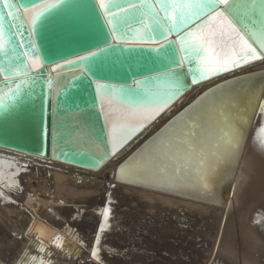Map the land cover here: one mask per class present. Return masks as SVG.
I'll list each match as a JSON object with an SVG mask.
<instances>
[{"label": "bare ground", "instance_id": "6f19581e", "mask_svg": "<svg viewBox=\"0 0 264 264\" xmlns=\"http://www.w3.org/2000/svg\"><path fill=\"white\" fill-rule=\"evenodd\" d=\"M263 75L264 58L240 59L229 73L139 121L140 130L99 170L0 149V264H261L264 92L255 114L249 94ZM99 99L112 150L109 129L120 119V104ZM217 100L248 122L244 142L227 117L213 116ZM196 113L204 117L202 138L179 159L158 162L168 179H157L158 168L138 157L163 130ZM225 135L235 141L231 146ZM143 145L117 179L118 167ZM198 186L212 197L203 199ZM201 238L207 249L197 248Z\"/></svg>", "mask_w": 264, "mask_h": 264}, {"label": "water", "instance_id": "95a60500", "mask_svg": "<svg viewBox=\"0 0 264 264\" xmlns=\"http://www.w3.org/2000/svg\"><path fill=\"white\" fill-rule=\"evenodd\" d=\"M117 2L126 3V0ZM149 2L156 4L157 0ZM236 2L252 4V0ZM261 2L256 0L257 22ZM13 4L15 7L11 13L15 19L9 15L8 5ZM41 7L46 11L33 32L31 18ZM219 10L226 11L223 5L219 6ZM245 11L241 9V19L249 23V27H255L250 10L247 16L243 14ZM156 12L162 19L159 7ZM0 13L4 16L7 53L0 52V149L27 157L53 159L68 166L99 170L124 147L115 154L111 150L97 84L114 89V101L120 104L122 94L144 96L157 91L158 85L150 78L169 73V67L176 66L177 71L184 74L183 85L180 92L164 106L167 109L192 87L230 72L210 73L193 82L189 68L198 65L194 61L189 63L180 53V37L201 27L210 16L197 23L189 21L190 28L179 35L170 32L168 39L160 42L134 43L144 35L143 25L134 21L125 29V42L121 43L118 35L111 31V17H105L98 0H0ZM241 32L260 52L252 37L243 28ZM8 35L12 37L13 46H8ZM101 49L106 51L95 61H87L88 67L79 63L80 57ZM32 59H38L42 66L33 69L29 62ZM4 70L15 75L7 77ZM244 78L251 79L252 76ZM238 80L234 78L228 83ZM137 81H144L143 90L135 87ZM16 83L21 84L19 90L5 88V85ZM251 91L249 100H255L252 109L255 114L264 92V75ZM226 117L232 130L242 136L244 142L248 122H240L229 114ZM225 138L226 144L231 146L230 139L226 135ZM214 145L218 147L221 142ZM144 146L118 167L117 179L125 164L136 158ZM242 146L241 142V146L235 149L240 152ZM236 165L234 163L233 168ZM224 190L229 192L227 187ZM197 193L203 199L213 195L206 194L199 186ZM216 197L220 203L225 201L224 196ZM260 257L257 255V259ZM261 264H264V259Z\"/></svg>", "mask_w": 264, "mask_h": 264}, {"label": "snow or ice", "instance_id": "6c2138e0", "mask_svg": "<svg viewBox=\"0 0 264 264\" xmlns=\"http://www.w3.org/2000/svg\"><path fill=\"white\" fill-rule=\"evenodd\" d=\"M98 3L105 17H111L109 21L111 31L118 35L121 43L125 42V29L134 21L143 25L144 32V35L140 36L138 40L133 41L134 43L160 42L167 40L170 32L179 35L181 31L190 28L189 21L197 23L204 17L210 16V19L202 27L187 32L179 39L180 53L185 60L189 63L194 61L198 65L196 68H189L193 82H198L200 77H207L210 73L219 74L220 72L231 71L232 67L238 65L240 59L264 58L262 55L264 53V0L260 4L258 22L256 19V0H252L251 5L237 3L236 0H157L156 4L150 3L149 0H126V3H118L117 0H98ZM220 5H223L226 11L219 10ZM8 7L9 15L15 19L16 17L11 13V9L15 5H8ZM24 7L28 8L29 6L24 5ZM157 7L163 13L162 19L156 12ZM242 8L246 10L243 13L245 16L249 14L248 10H250L253 18L252 23L256 25L255 27H249V23L241 19ZM45 11L46 9L41 7L32 16L33 32ZM146 20L148 21L147 24L145 23ZM3 21L4 16L0 13V52L7 54ZM241 28L258 44L260 52L245 38ZM134 35L136 34L134 33ZM7 41L8 46H13L11 35L7 36ZM105 51V49L90 51L88 56L80 57L79 63L88 67L87 61H95ZM24 55L27 56V52ZM18 62L23 63L22 61ZM29 62L33 67L42 66L38 59H32ZM169 68L171 72L150 78L158 85L157 91L147 93L144 96L128 94L120 96V106H118L120 119L112 121L109 129L113 154L140 130L139 121L154 119L160 110L180 92L184 74L178 72L176 66ZM4 75L11 78L15 73L4 70ZM23 83L28 82L23 81ZM13 87L19 90L21 84L5 85V88L9 89ZM96 87L102 103H112L116 99L114 89L100 84H97ZM135 87L143 90L145 88L144 81H137ZM227 103L224 100L213 102L211 112L215 118L221 121L226 118ZM126 105H133V107H124ZM261 107L264 108V106ZM106 116L110 118L111 113H106ZM203 119L204 117L199 113L189 115L186 118L182 117L181 121L173 123L171 127L163 130L145 148L138 159L144 160L151 167L158 168L157 179H168L166 169L159 167L158 162L165 159H179L193 144L201 139L204 132ZM233 142L235 141H229V143ZM178 171L174 170L173 172L177 178ZM123 176L124 169L122 168V179ZM93 255L96 253L94 252Z\"/></svg>", "mask_w": 264, "mask_h": 264}, {"label": "rangeland", "instance_id": "374dc122", "mask_svg": "<svg viewBox=\"0 0 264 264\" xmlns=\"http://www.w3.org/2000/svg\"><path fill=\"white\" fill-rule=\"evenodd\" d=\"M38 206H42V203L41 204H38ZM37 209H38V207H37ZM121 210H123V209H121ZM213 216V215H212ZM184 227V226H183ZM205 229V228H204ZM203 230V229H202ZM201 229H199V231H202ZM204 239V238H203ZM203 239L201 238V239H199L197 242L200 244H198L197 245V248H203V249H207V245L203 242Z\"/></svg>", "mask_w": 264, "mask_h": 264}]
</instances>
